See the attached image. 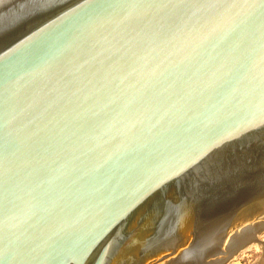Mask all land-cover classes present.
I'll return each mask as SVG.
<instances>
[{
  "label": "water",
  "instance_id": "water-1",
  "mask_svg": "<svg viewBox=\"0 0 264 264\" xmlns=\"http://www.w3.org/2000/svg\"><path fill=\"white\" fill-rule=\"evenodd\" d=\"M263 204L264 0H0V264H156ZM263 223L194 256L264 264Z\"/></svg>",
  "mask_w": 264,
  "mask_h": 264
},
{
  "label": "rangeland",
  "instance_id": "rangeland-1",
  "mask_svg": "<svg viewBox=\"0 0 264 264\" xmlns=\"http://www.w3.org/2000/svg\"><path fill=\"white\" fill-rule=\"evenodd\" d=\"M248 214V213H247ZM260 214V213H259ZM258 215V214H257ZM257 215H253L252 218L254 219L257 217ZM244 216L241 222L235 221V223L229 224L215 239L207 240L201 243L193 244L190 248V250L184 254L183 256H178L179 253L169 257L167 260L163 262H159L156 264H199L198 260L194 256V252L204 250V255L207 254L209 251L219 252L224 236L234 230L236 228L242 227L241 225H245L250 219L248 217H245L246 214H243ZM248 218V219H247ZM245 222V224H244ZM236 226V227H235ZM263 229V230H262ZM258 232L257 239L264 240V225ZM247 245V246H246ZM243 246L241 250H239L234 256H232L229 260L226 261L225 264H260L263 248L259 244H246ZM189 246H185L179 250V252H182L183 250L187 249ZM194 247V248H193ZM185 252V251H184ZM183 252V253H184Z\"/></svg>",
  "mask_w": 264,
  "mask_h": 264
},
{
  "label": "bare ground",
  "instance_id": "bare-ground-1",
  "mask_svg": "<svg viewBox=\"0 0 264 264\" xmlns=\"http://www.w3.org/2000/svg\"><path fill=\"white\" fill-rule=\"evenodd\" d=\"M263 211H264V204H263L258 210L246 214L245 217H248V218L250 219V218H252L253 215H255V214L257 215V214H259V213H261V212H263ZM243 217H244V216H242V215L237 216V217H235V221H236V222H237V221H238V222H239V221L241 222L243 219H246V218H243ZM253 217H254V216H253ZM241 218H243V219L240 220ZM248 218H247V219H248ZM238 222H237V223H238ZM244 224H245V222H244ZM263 225H264V223H263ZM241 226H243V225H241ZM235 227H236V226H235ZM236 229H237V228H236ZM262 230H263V229H262ZM259 232H260V231H259ZM256 237H257V235H256ZM200 243H201V242H200ZM246 246H247V245H246ZM193 248H194V247H193ZM241 249H243V248H241ZM241 249H239V250H241ZM239 250H238V251H239ZM238 251H237V252H238ZM187 252H188V251H187ZM187 252L180 253V254H178V256H179V257H180V256H183V255L186 254ZM237 252H235L232 256H234ZM232 256H231V257H232ZM231 257H230V258H231ZM230 258H229V259H230ZM229 259H228V260H229ZM225 263H226V262H225ZM225 263H224V264H225Z\"/></svg>",
  "mask_w": 264,
  "mask_h": 264
}]
</instances>
